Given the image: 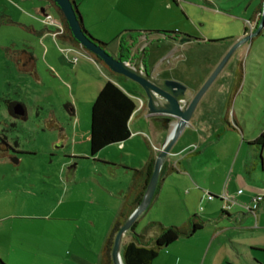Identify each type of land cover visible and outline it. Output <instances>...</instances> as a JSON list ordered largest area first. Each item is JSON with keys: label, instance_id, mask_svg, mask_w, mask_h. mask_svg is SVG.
<instances>
[{"label": "rangeland", "instance_id": "1", "mask_svg": "<svg viewBox=\"0 0 264 264\" xmlns=\"http://www.w3.org/2000/svg\"><path fill=\"white\" fill-rule=\"evenodd\" d=\"M193 1L195 8L194 3L179 7L177 3H170V14L159 28L181 30L196 38L203 35L205 42L191 50L177 52L185 53L187 65L184 67L177 66V61L167 60L160 64V71L155 72L158 77L170 75L182 80L177 81L188 85L190 97L194 94L195 82L204 73L208 75L222 58L219 54L223 44L212 41L241 35L247 14L243 10L248 3V0H213L214 7L208 6L203 12L198 8L202 0ZM1 2L0 17L9 12L8 15L21 16L33 23L35 28L41 25V15L32 14L34 9L28 16L23 13L27 9L23 10L19 5L14 8L4 0ZM47 12L57 16L53 4ZM185 15L193 19L185 21ZM48 27L52 29V26ZM28 46L37 57L34 71L26 62L18 67L9 57L13 52L6 50V47L12 51ZM139 48L140 44L136 46L139 52L131 56L130 64L140 53ZM105 49L112 55L110 47ZM143 49L147 58L146 72L152 74L149 58L162 57L164 49L156 42ZM73 57H77L76 61L68 59ZM182 58V55L175 57L178 61ZM239 63L244 65L245 75L233 105L235 116L229 111L226 124L222 120L223 96ZM106 71L125 82L137 104L138 98L146 103L145 92L139 84L109 69ZM219 76L200 99L192 125L186 126L179 138V141H195L196 145L192 147L199 149L194 153L188 145L175 153L176 156H187L192 171L186 170L189 180L183 179L181 169L186 160L180 161L179 169L163 175L156 201L137 218L134 232L140 233L148 221L179 226L185 220L179 217V211L185 209H189V215H202L205 225L191 237L178 240L180 253H171L167 257L166 249L161 250L155 264H264V144L258 158V150L251 152L247 145L264 131V27L250 44L233 52ZM105 77L78 52L66 48L63 41L50 37L41 39L18 23L0 26V138L6 137L4 142L9 147H0V216L12 213L14 206L16 213L31 215L23 218L25 222L20 225L26 223L32 229L45 227L50 235L74 240L73 248L87 249L89 253L92 248L88 244L95 246L101 238L104 241L117 214L118 207L112 206L107 199L112 197L110 188L115 186L117 190H123L131 179L130 171H124L121 165L140 166L139 146L143 135L138 133L144 132L150 142H162V127L168 124V117L162 116V123L156 129L159 137L154 139L142 119L137 126L132 125V130L138 133L126 147L111 144L90 156V107L96 94L95 84ZM12 104H21L24 115H12L8 110ZM144 106L146 108V104ZM129 143L132 146L135 143L136 151L126 157ZM207 184H211L213 191L207 189ZM238 189L241 194L237 193ZM206 191L215 198H206ZM255 194L263 198L252 211L247 206ZM214 208L217 214L221 208L232 215L205 217ZM174 209L176 215L172 212ZM15 221L18 224V218ZM69 246L67 248L71 249Z\"/></svg>", "mask_w": 264, "mask_h": 264}, {"label": "crops", "instance_id": "2", "mask_svg": "<svg viewBox=\"0 0 264 264\" xmlns=\"http://www.w3.org/2000/svg\"><path fill=\"white\" fill-rule=\"evenodd\" d=\"M4 1H6L10 5H12L14 8H17L16 5H19L22 9L23 8L27 9V10H24V9L23 10L28 11L29 13H25L24 11H23V13L27 14L28 16H31L30 11H32L34 9L32 14H35V15L40 14L41 15L40 16L41 19L40 20L38 19L39 23L41 25L38 28H35L33 23L27 22L26 20L21 18V16L15 17V16H13V14L8 15L9 12H7V14H5V12L2 14L9 16V18H11L14 22L20 24L23 27H26V26L30 27L34 31V32L32 31V33L36 34L41 39H48L50 37L53 40H60V41L65 42L66 48H71V50H73V51L75 50V52H78L79 55L83 56L90 64H92L94 67H97L99 69V71L101 70L102 73L105 74V76H106L105 80H103V79L101 81L98 80L97 83L95 84V88H94L95 92L94 93H97V91L101 88V86L107 80H109V81H112L117 86H119L124 92H126L135 101L136 108L133 111L132 115L130 116V119L128 122L131 134L127 140L120 143L121 145H123V147H126V143L128 141H130L131 138L136 133H138V132H135L132 130V125L134 124L133 127L137 126L139 121L142 119L145 120L146 128L149 130L152 138L156 139L159 137L158 134L156 133V129H159L157 126H159V124L162 123L160 115L149 114L147 109L144 106L146 103L144 104L145 101H143V99H141V98H138L139 102L137 104L134 96H132V94H131L132 92L129 90V88H126L125 82H123V80L118 78V77H112V75L109 74L108 71H106L107 69H104L106 67L102 63L95 60L91 56L90 52H88L84 47H82L81 45H79L77 43H72L69 40L60 39V38L54 37L52 35L53 29H51L50 27H48L47 25H45L43 23V16L46 13H48L47 9H48V7H51V5H52V3L49 0H38L39 2H37V0H35L36 3H38V4L34 3V0H4ZM263 1L264 0H248V3L243 10L247 14L245 16L246 20L244 21L242 33L244 32L246 34V33L251 32L255 29L256 24L260 20L259 15H260L261 9L263 8ZM74 2L77 6V9H78L79 14L81 16V20H82V23H83V26L85 27V29L91 35L96 37L97 39L107 42L106 48L110 47V49L112 51V55H114V56H118L119 50L121 47L123 48L124 53L128 49L130 57H131V56H133V54L139 52V50L137 51V49H136V46L138 44H140L141 50H144L143 47L147 44H151L153 42L159 43L164 49V50H162L163 56L158 58V59H154V56H151L149 58L150 61L148 62V64L150 65L151 73H152L151 76H153L155 78H160V79L172 78V79L182 81V80L177 79L174 76H170V75L169 76L167 75L165 77L164 76L158 77V76H155L156 75L155 72L160 67V64L164 61H167V60L173 61V62L177 61V66L184 67L185 65H187L185 53L179 54L177 52L179 50H191L192 47L200 45L201 43L205 42V40H206V38L203 37V35L199 36L196 34L197 37L199 36V38H196V37L191 35L192 33L186 34L184 31L182 32L181 30H177V31H175L176 33H173V34H162V33L154 32L155 30L162 29V28H159V27H163L160 25H162L163 21L167 20L169 14H170L169 12L171 11V8H172L170 3H175V4L177 3L178 7H179V5L189 6V5H193L192 4V3H194L193 0H74ZM1 3L2 2L0 0V7L3 4V3L2 4ZM208 6L211 8L214 7L213 0H202V5L200 7H198L199 11L205 12V10H207ZM3 7L6 10V8H5L6 6L4 5ZM193 7L194 8L196 7L195 3L193 5ZM55 10H56V8H55ZM185 11H186V13L188 12L187 10H185ZM56 12H57V10H56ZM48 14H50V13H48ZM55 18L60 19L58 12H57V16ZM192 19L193 18L188 17V15H185V18H184L185 21H190ZM193 21H195V20H193ZM39 30H42V32L37 33L36 31H39ZM193 35H195V34H193ZM185 37H189L188 40H182ZM239 37L240 36L235 37L233 35V36H226L222 39H218L219 43L223 44L221 47V52L219 55L221 57H223V55L228 51V49L233 45V43L235 41H237V39ZM26 48L31 50L32 47L30 48L28 46ZM80 49L81 50L83 49L84 51L82 50L80 52ZM32 53H33V51H32ZM33 55L35 57V66L33 69V71H34L36 68L37 57L34 53H33ZM178 55L183 56V58L179 61L175 59V57H177ZM146 59L147 58L145 56V53L143 52L140 65H141V68L145 69V70L147 69V60ZM216 64L214 65V67L216 66ZM175 65H176V63H175ZM50 67H52V66H50ZM173 67H175V66L173 65ZM214 67H213V69H214ZM240 67H242V71H241L242 72L241 82H242L244 75H245V67L242 63L240 65ZM168 69L170 70L171 68L169 67ZM48 70L54 73L52 68H48ZM212 70H211V72H212ZM234 70H236V67ZM158 71H160V70H158ZM220 73H221V71L219 72V74L217 76H219ZM39 74H40V76L42 75V73H39ZM209 74L205 76V73H204V76H202L200 79H198L197 82H195L194 93L203 84V82L206 80V78L209 76ZM239 76H240L239 74L237 76V74H235V72H234V77L232 78L230 83L227 84L228 90L225 93V95L223 96L224 114L222 116V120L226 124L228 123L227 117L229 115L228 114L229 111H232L233 117L235 116V112L233 110V105L236 101V98L238 97L239 87H238L237 91H234V89L237 88ZM220 78L223 79L224 75H223V77H220ZM184 82H186V81H184ZM241 82H240V85H241ZM201 99H202V97H201ZM199 102H200V100H199ZM199 102H198V104H199ZM198 104H197V106H198ZM197 106L192 113L191 119H190L189 124H188L189 126L192 125L191 121L193 120V118L196 114V110L198 109ZM72 113H74V112H72ZM156 116H159V118H156ZM224 117H226L225 120H224ZM171 125H172V123H168L166 126L162 127V129H164L163 130L164 138H163L162 142L165 140L166 136L168 135L169 130L171 129ZM139 126H140L139 127L140 131H142L140 124H139ZM184 130H185V127H184L183 131ZM138 134L143 135V142L144 143L142 141H138V142H142V144H140V146H139V148H140V151H139L140 166H131L133 168L134 167H141L144 164V162L146 161V158L148 155V149H147L146 142H149L150 145L152 146V148L156 152H157V150L154 148V146L160 147L162 144V142H156V143L150 142L149 141L150 139H148V136L145 135L144 132H140ZM180 137H181V134L178 136L177 140L174 142V145H172L173 147L171 148V151H170L169 155L167 156L165 162H166L167 173H168L169 171H171L170 167L173 169H175V168L179 169L178 167L180 165V161H182V163H183L184 162L183 160H186V163L185 164L183 163V166H182L183 168H181V169L183 170V173H184L183 179H186V181H188L189 179L185 175L186 170H189L190 173H192V171L190 170L191 168L189 167V162L187 160V156H183V157L176 156L175 153H177L182 147L195 144L194 143L195 141L191 142V143L187 142L188 140L186 141V139L179 141ZM4 138H6V137H4ZM114 144H118V143H114ZM247 145L251 149V152L257 153V149L254 145H249L248 142H247ZM133 146H136L135 143H133ZM133 146L130 143H129V145H127L128 151L126 152V155H125L126 157L131 155L133 151H136V149ZM198 152H199V149L197 147V150H195L194 153H198ZM257 158H258V154H257ZM124 165H121V167L124 169V171H126V172L130 171V170L126 169L125 167H123ZM118 166H120V165H118ZM130 176H131V174L129 175V177ZM71 178L72 177H70L69 179H71ZM162 181H163V179H162ZM162 181H161V183H162ZM130 182H131V179L128 182L126 188L123 190L122 189L117 190V188H115V186H114V188H110L111 193H112V194L110 193V195H112V197L109 195L110 197H107V199H108L109 203H111L112 206H114L115 208L118 207L117 208L118 210L121 207V204L123 202V195L127 191L128 187L130 185ZM210 186H211V184H209V185L207 184V189L210 191H213V190H211ZM160 188H161V186H160ZM113 189H115V190H113ZM241 193H239V194H241ZM113 195L116 197H113ZM201 196H202V193L200 194V198H201ZM156 199H157V196H156ZM118 210H117V212H118ZM176 211L177 210H175V209L172 210V212H174L175 215H176ZM189 212H190L189 209H185L181 212L179 211V217L181 216L182 218H184L186 220L189 217L188 216ZM216 212H217V209L215 210V208H214V209L210 210L208 212L209 213L208 216H205V217L211 216L212 217L211 219H213V217L215 215H217L216 216L217 218H219L221 216L220 214H224L226 217H229L232 215V213H230L229 211L222 213L221 208H220V212L218 214ZM177 215H178V213H177ZM199 216L203 219L202 215H199ZM27 217H31V215L25 214L24 212L16 213L14 206L12 208V213H8V214H4L3 216H0V258L4 262H6V264H99L98 256H99L100 250H101L103 242H104V241H102V238H101V242H99V244H98V240H97V244H95V246L88 244L89 247L92 248L91 253H89L90 251L87 249L86 250L84 249V251H82L80 248L79 249L73 248L72 244L74 243V240H73V242H71V240L66 241V239H64V238H59L57 236L50 235L48 230L45 227H42L41 229H37V228L32 229L33 227L30 225H27L26 223H24L23 225H20V224H22L20 222H25V220L23 218H27ZM15 218H18V224L16 223ZM151 218H152V213L150 214V219ZM106 221H108V219L105 220V222H104L105 225H106ZM215 235H216V233L214 234V236ZM99 239H100V235H99ZM129 240H130V235L128 232H126L123 235L122 240H121L120 253H121L122 245L127 243ZM178 240L175 241L174 243H172L175 245L171 244L170 246H168L169 250H167V248H166L165 253L169 254V255H167V257L170 256L171 253H173V254L180 253V245H178V243H177ZM69 244L72 247L71 248L69 246L71 249L67 248ZM85 247H83V248H85ZM155 259L152 261V264H155Z\"/></svg>", "mask_w": 264, "mask_h": 264}, {"label": "trees", "instance_id": "3", "mask_svg": "<svg viewBox=\"0 0 264 264\" xmlns=\"http://www.w3.org/2000/svg\"><path fill=\"white\" fill-rule=\"evenodd\" d=\"M49 1L56 8L60 16V21L62 22L63 25V32L57 37L60 39L69 40L72 43L79 44L78 41L73 37L72 33L70 32L67 22L63 14L61 13L59 7L55 4L53 0H49ZM71 1L73 3V7L75 8L77 17L81 19V16L79 14V11L77 9L74 0ZM261 15H262V9L260 11L259 18L261 17ZM14 23L16 24V22H14L11 18H9V16L5 14L1 15L0 26L2 24H14ZM80 25L82 31L85 33V35L88 38H90L92 41L96 42L97 44L101 45V47L104 48L106 47L107 45L106 43H103L100 40H97L96 38L92 37V35L83 26L82 21ZM25 28L31 32L33 31V29H31L30 27L26 26ZM36 32L41 33L42 30ZM154 32H158L162 34L176 33L175 31H165V30H155ZM6 50L9 52H13L11 55H9V57L10 59L14 60L17 63L18 67L20 66V64H24L26 62L29 64V69L31 71L34 69L35 57L31 50L16 49L11 51V49L8 47H6ZM15 52L17 53L15 54ZM90 54L95 60H97L98 62L104 65V63L98 56L92 53ZM118 55H120L122 60L124 61L130 60V54L128 49L124 53L123 48L121 47ZM106 68L109 69L108 67ZM241 80H242L241 76H239L237 88H235L234 91H237ZM12 105L8 106V110L12 115L17 116L12 111V107H13ZM135 108H136L135 101L112 81L107 80L101 86V88L97 91L95 97L93 98L90 107V123H89L90 156L92 157L95 156L97 152L105 146L114 143L120 144L129 138L131 132L129 129L128 122ZM225 119L226 117H224V120ZM4 141H6V139L4 137H1L0 147L1 148L6 147V149L7 148L9 149V147L5 144ZM248 144L255 145L257 147L258 157H259L261 153L260 150L264 144V131L260 133V135L256 137L254 140L248 142ZM146 145L148 149V155L144 164L139 168L125 167L126 169L130 170L131 182L127 191L123 195V202L121 204V207L119 208L116 217L113 223L111 224V227L104 239L102 248L98 256L99 264H113L111 259V248L115 234L122 225V223L129 216V214L134 210V208L140 202L144 194V191L146 189L147 182L153 170L154 160L156 156V151L152 148L150 143L146 142ZM172 169L173 168L170 167V170ZM165 172L167 173L166 162H164L162 165L160 178L157 183L149 207L156 200V196L161 186V181H162L161 179L163 178V175L166 174ZM256 195L257 194L253 195L250 201ZM212 197L215 198V196ZM147 209L145 211H147ZM221 212L225 213V211L222 209ZM136 222L137 220L132 225L131 231L128 232L130 235V240L122 245L121 258L123 264H152V261L158 256L161 250L166 249L168 246H170L178 239L191 237L195 232L202 229L205 224V221L199 215L191 214L179 226L164 225L159 221H148L144 225L140 233H135L134 227ZM0 264H6V263L0 258Z\"/></svg>", "mask_w": 264, "mask_h": 264}, {"label": "water", "instance_id": "4", "mask_svg": "<svg viewBox=\"0 0 264 264\" xmlns=\"http://www.w3.org/2000/svg\"><path fill=\"white\" fill-rule=\"evenodd\" d=\"M53 1L59 7L67 22L70 32L78 41V43L88 52L98 56L110 71L121 74L139 84L145 92L146 108L149 114L163 115L168 117V123L173 122L169 134L166 136L165 140L162 142L160 148L156 152L153 170L140 202L129 214L115 234L111 248L112 263L123 264L120 253L122 237L126 232L131 231V227L134 222L149 207L160 178L162 165L169 155L172 145L177 140L184 127L189 124L192 113L199 100L208 89L210 84L217 77L233 52L245 44H250L254 37L260 34L264 27V8L255 29L246 34L243 32L240 35L237 41H235L228 51L223 55L219 63L212 70L199 89L193 94L192 97H190L189 87L187 84L185 85L182 82L172 78H155L151 76V74H148L145 69L141 68L142 70H140V61L143 50L140 51L136 59L131 64L129 61L122 60L120 55L115 57L114 55L109 54L104 47H101V45L92 41L82 31L80 25L82 20L77 17L71 0ZM188 38L189 37H185L182 40H188ZM13 112L16 115H23L24 108L21 104H14Z\"/></svg>", "mask_w": 264, "mask_h": 264}, {"label": "built area", "instance_id": "5", "mask_svg": "<svg viewBox=\"0 0 264 264\" xmlns=\"http://www.w3.org/2000/svg\"><path fill=\"white\" fill-rule=\"evenodd\" d=\"M43 23L47 26H52V35L54 37H57L58 35H60L63 32V25L62 22L60 21V19H57L55 17H53L51 14L46 13L43 16ZM77 57H73V59L68 58L71 61H76ZM193 144L190 147V151L196 150L195 146L192 147ZM237 193H241V189H238ZM206 198L208 199H213V195L210 194L209 192L206 191L205 193ZM262 199V196L257 194L249 203V205L247 206V208L252 211H255L256 206L258 204V202Z\"/></svg>", "mask_w": 264, "mask_h": 264}, {"label": "flooded vegetation", "instance_id": "6", "mask_svg": "<svg viewBox=\"0 0 264 264\" xmlns=\"http://www.w3.org/2000/svg\"><path fill=\"white\" fill-rule=\"evenodd\" d=\"M263 8H264V1H263ZM263 8H262V10H263ZM213 42H219V41H212V43ZM131 58V57H130ZM240 65H241V63H239L237 66H236V70H235V74H237V76H238V74L241 76V74H242V67H240ZM157 115H159V114H157ZM163 115H160V117H162ZM156 118H159V116H156ZM163 119V118H162Z\"/></svg>", "mask_w": 264, "mask_h": 264}]
</instances>
